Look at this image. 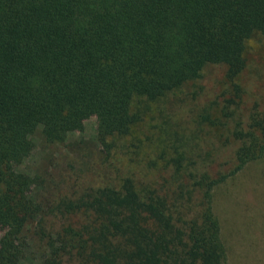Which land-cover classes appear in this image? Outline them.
I'll return each mask as SVG.
<instances>
[{"label":"trees","instance_id":"16d2710c","mask_svg":"<svg viewBox=\"0 0 264 264\" xmlns=\"http://www.w3.org/2000/svg\"><path fill=\"white\" fill-rule=\"evenodd\" d=\"M260 38L264 0H0V264H229L214 190L264 156ZM91 117L71 145L93 177L42 199L18 169L37 129L65 144Z\"/></svg>","mask_w":264,"mask_h":264},{"label":"rangeland","instance_id":"374dc122","mask_svg":"<svg viewBox=\"0 0 264 264\" xmlns=\"http://www.w3.org/2000/svg\"><path fill=\"white\" fill-rule=\"evenodd\" d=\"M258 40L259 46L262 47L264 38ZM258 56L257 49L254 51L252 48L250 57L255 61L251 60L248 70L242 77L243 83L254 90V92L249 90V94L244 97L243 111L245 113L251 109L256 98L262 103L264 102L263 78H257L255 86L254 80H250L251 71L257 74L259 65L263 63L259 62ZM215 67L217 66L210 67L208 69L210 77L205 81L202 80L201 85L204 86V89L201 97L198 98V103H203L216 94L213 92V85L216 82L217 86L222 80L223 69L218 71V67ZM180 94L182 95V92ZM186 104H189V100H186ZM260 107L262 108V106ZM166 115L172 119L187 118L189 106L178 103L176 108L166 109ZM96 127L97 119L91 117L85 121L82 132L71 135L69 141L59 145L46 142L41 130L37 129L34 135L36 147L19 165L18 169L28 173H40L46 179L47 183H45L49 186V191L46 193L44 190L39 195L42 199L53 200L52 197L58 194L77 190L82 181L93 177L92 173H85V175L80 173V168L85 164V156L74 154L75 151H73L71 144H73L72 140L76 141L83 138L88 141V139L93 138ZM127 156L129 155L125 151V160L115 163L120 162L124 167L129 162ZM220 166L221 169L225 168V166ZM80 174L81 177L76 181L75 179ZM112 176L115 174L106 173V175L101 174L98 178H111ZM214 209L219 217L222 237L227 245L228 263L264 264V156L249 162L235 176L216 187L214 190ZM3 232L4 229L0 226V236Z\"/></svg>","mask_w":264,"mask_h":264}]
</instances>
